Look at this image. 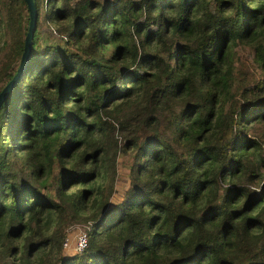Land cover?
<instances>
[{
    "label": "trees",
    "instance_id": "16d2710c",
    "mask_svg": "<svg viewBox=\"0 0 264 264\" xmlns=\"http://www.w3.org/2000/svg\"><path fill=\"white\" fill-rule=\"evenodd\" d=\"M33 3L0 104V264H264V0ZM27 23L0 0V89Z\"/></svg>",
    "mask_w": 264,
    "mask_h": 264
},
{
    "label": "rangeland",
    "instance_id": "374dc122",
    "mask_svg": "<svg viewBox=\"0 0 264 264\" xmlns=\"http://www.w3.org/2000/svg\"><path fill=\"white\" fill-rule=\"evenodd\" d=\"M123 159L119 157L118 166L116 170V180L113 182V192L109 198V204L121 198L123 191L127 185V170L122 164ZM91 221L79 222L69 225L65 229V234L61 242L62 255L68 256L72 253L79 252L80 250L74 249L75 239L78 233H85L87 236L88 228H90Z\"/></svg>",
    "mask_w": 264,
    "mask_h": 264
},
{
    "label": "water",
    "instance_id": "95a60500",
    "mask_svg": "<svg viewBox=\"0 0 264 264\" xmlns=\"http://www.w3.org/2000/svg\"><path fill=\"white\" fill-rule=\"evenodd\" d=\"M27 9L28 23L27 28L23 37L22 51L19 57V61L13 75L3 84L0 89V104L9 93L15 83L18 81L23 73V70L29 60L30 49H31V38L35 28L36 21V9L33 0H24Z\"/></svg>",
    "mask_w": 264,
    "mask_h": 264
},
{
    "label": "built area",
    "instance_id": "2783aa9c",
    "mask_svg": "<svg viewBox=\"0 0 264 264\" xmlns=\"http://www.w3.org/2000/svg\"><path fill=\"white\" fill-rule=\"evenodd\" d=\"M86 241L87 236L85 235V233H78L75 239L74 249H76L77 251L82 250L86 245Z\"/></svg>",
    "mask_w": 264,
    "mask_h": 264
}]
</instances>
